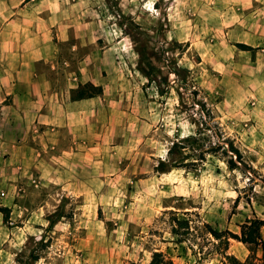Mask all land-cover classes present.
Returning <instances> with one entry per match:
<instances>
[{
    "label": "rangeland",
    "instance_id": "374dc122",
    "mask_svg": "<svg viewBox=\"0 0 264 264\" xmlns=\"http://www.w3.org/2000/svg\"><path fill=\"white\" fill-rule=\"evenodd\" d=\"M70 1L93 119L54 134L0 74V264H262L232 235L264 220V0Z\"/></svg>",
    "mask_w": 264,
    "mask_h": 264
},
{
    "label": "crops",
    "instance_id": "0c3cea01",
    "mask_svg": "<svg viewBox=\"0 0 264 264\" xmlns=\"http://www.w3.org/2000/svg\"><path fill=\"white\" fill-rule=\"evenodd\" d=\"M82 6L70 0H0L3 82L14 99L28 100L30 117L43 116L54 134L68 126L76 135L79 123L93 119L82 105L93 109L96 98L74 97L86 83L99 86L91 70L96 53L80 52L82 35L92 43L96 32Z\"/></svg>",
    "mask_w": 264,
    "mask_h": 264
},
{
    "label": "trees",
    "instance_id": "16d2710c",
    "mask_svg": "<svg viewBox=\"0 0 264 264\" xmlns=\"http://www.w3.org/2000/svg\"><path fill=\"white\" fill-rule=\"evenodd\" d=\"M240 48H247L246 45H238ZM139 56H140V62L138 65L139 70L146 75L148 78L151 77L150 72L147 70V68L143 65V60L145 58V51L143 49H137ZM93 88H97L96 86L90 85ZM94 95L91 93L90 95H86L85 93H80V97L84 98V97H93ZM199 134V132H198ZM200 137H198L197 135H193V136H189L187 137V139H185L186 141H190L191 142V147L190 148H194V151L196 153L197 156H201V159H204V153H207L208 151L203 149V144L201 142ZM214 146H212L211 148H213ZM181 148H187L186 145H184L183 141H180L179 143H174V145L172 146V148L170 149V153H179ZM231 149L239 155V157L241 156L239 151L234 148L231 145ZM225 151H227L225 149ZM176 161L175 158H172V162ZM178 162V161H177ZM176 162V163H177ZM176 163L172 164L171 167H176ZM230 164V168H236L238 167V165L236 164V162L233 159H230L229 161ZM166 162L161 160L159 165L156 167V169L160 172H164L166 170ZM264 226V220L262 219H258V218H254L251 219L247 222H245L244 224H242L241 226V234L240 235H232V237L238 239L239 241H242L244 243L247 244H258L261 241V228ZM214 235L217 238H221V233L213 231ZM160 256L161 253H155L154 255V259L152 260L151 264H160ZM236 260V259H235ZM262 264H264V254H263V259H262Z\"/></svg>",
    "mask_w": 264,
    "mask_h": 264
}]
</instances>
